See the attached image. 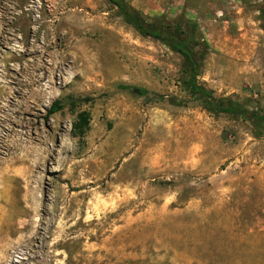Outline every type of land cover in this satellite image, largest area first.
<instances>
[{
    "label": "rangeland",
    "instance_id": "rangeland-1",
    "mask_svg": "<svg viewBox=\"0 0 264 264\" xmlns=\"http://www.w3.org/2000/svg\"><path fill=\"white\" fill-rule=\"evenodd\" d=\"M122 1L264 117V0ZM184 78L110 0H0V264H264V128Z\"/></svg>",
    "mask_w": 264,
    "mask_h": 264
},
{
    "label": "trees",
    "instance_id": "trees-1",
    "mask_svg": "<svg viewBox=\"0 0 264 264\" xmlns=\"http://www.w3.org/2000/svg\"><path fill=\"white\" fill-rule=\"evenodd\" d=\"M117 8L119 14L123 17L124 21L134 28L138 33L144 36H149L153 39L161 41L164 45L168 46L173 52L179 54L184 62L185 78L182 82L184 89L191 97L203 101L208 110L214 113L239 115L246 118L254 126L264 128V117H260L255 113L248 112L240 108L237 104L232 102H218L213 97L212 93L197 83L198 67L195 59L193 58L191 48L185 46L184 43H178L177 34L175 32H166L163 37L153 24L146 23L137 12L128 9L122 0H110ZM173 41H176L175 43ZM65 105L63 101H54L46 112V116H51L60 111ZM80 120L85 122L84 116H80ZM77 127L74 126L75 133Z\"/></svg>",
    "mask_w": 264,
    "mask_h": 264
}]
</instances>
